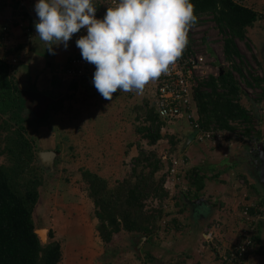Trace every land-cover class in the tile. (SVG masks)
<instances>
[{"label":"trees","instance_id":"16d2710c","mask_svg":"<svg viewBox=\"0 0 264 264\" xmlns=\"http://www.w3.org/2000/svg\"><path fill=\"white\" fill-rule=\"evenodd\" d=\"M190 2L194 5V14L199 17L196 24H199L204 16H212L218 29L225 32L223 50L229 63V68L220 67L218 76L211 75L206 80H199L194 87L200 129H214L217 131L215 136L225 133L223 136L225 138L221 137L215 146H219L223 139L239 140L247 146H252L250 143L254 139L257 141L256 144L263 143L262 128L259 131L255 130V114H251L249 105L243 102L246 91L234 74V71H237L249 86L261 87V98L264 97V76L253 75L252 80H248L244 73L243 54L237 41L246 39L250 28L258 24L261 18L259 12L253 6L239 4L233 0ZM15 4L18 5V9L14 15H19L22 19L30 17L25 3L24 7H21L20 2ZM19 21L16 16L14 26ZM191 28L192 26H189V43L182 57L191 51L193 45ZM4 34L0 26V39ZM37 95L40 97L35 90L23 94L13 74L12 65L0 57V157H5L0 163V264H60L63 257L60 239L51 231V239L49 237L47 244H43L36 232L37 224L34 220L41 197L40 187L44 184V176L41 173L43 167L37 162L39 150L37 139L28 136L31 121L28 117L22 116L21 112L25 110L26 101L34 109L38 106L39 99H35ZM26 96H30V100L26 99ZM146 98L144 105L136 106L137 119L144 116L147 122L138 130L144 133L149 143L155 144L165 137L163 128L170 125L159 117L151 97ZM53 107L57 109L58 105ZM263 116L259 115L260 121H263ZM190 128L193 135L191 138L198 140L199 130L192 128L191 125ZM253 131L255 138H250ZM240 134L243 136L237 138ZM169 138L174 146L173 152L182 154L179 147L181 135L175 133ZM135 160L131 173L116 180L114 184L91 170L85 169L82 172L86 192L95 205L94 215L98 220L96 228L105 244L110 243L114 234L122 230L154 233L160 229L163 218L167 215L165 205L170 198L168 197L170 191L165 185L162 159L155 153L141 149ZM160 171L162 175L157 176ZM243 172L241 177L248 182V176ZM259 194L258 199L256 198L259 202H253L256 206L248 205L251 216L258 214L264 216V209H260L264 206V197L261 192ZM155 199L160 200L158 206L153 204ZM256 222L252 247L258 240L260 241L257 235L260 220Z\"/></svg>","mask_w":264,"mask_h":264},{"label":"rangeland","instance_id":"374dc122","mask_svg":"<svg viewBox=\"0 0 264 264\" xmlns=\"http://www.w3.org/2000/svg\"><path fill=\"white\" fill-rule=\"evenodd\" d=\"M245 3L249 5L254 4L252 0H247ZM3 24L4 22L1 26ZM13 27L5 35L6 39H10ZM263 27L264 21L261 24H257L254 28H250L249 35L246 39L237 40L243 50L242 60L244 62V73L248 80H252L251 77L253 75L264 76L261 49L264 45ZM218 30L217 24L214 22L212 16L202 19L199 24L192 26L190 30L193 44L200 42V46L210 52V59L214 62L210 67V72L214 76H218L220 67L229 68V63L225 58L223 50L224 41L220 39L221 34L225 36V32L221 30L219 32ZM5 45L9 46V48L11 46L8 42ZM197 48L200 50L199 45H197ZM234 74L239 79L243 90L246 91L243 102L249 105L251 114H255L256 120L254 128L259 131L264 124L259 118L260 114H264V97L261 98L262 88L259 86H249L245 78L239 75L237 71H234ZM84 87L79 88L74 93L62 87L63 95H57L55 101H53V97L50 98V95L48 97L46 95H40L38 97L37 95L35 99H39L38 106L34 109L26 101L25 110L21 112L22 116L28 117V120L31 121L27 132L28 136L37 139L38 151L49 149L60 150L55 160V169L53 171L41 168V173L44 176V184L40 187L41 197L36 208L34 220L37 224V229L44 233L43 236L47 230L48 240L51 231L54 232L53 234L56 238L61 240L65 255L62 257L60 264H115V260L123 262L124 264L130 261L131 255L139 257L143 264L144 259L147 262L146 252H141L142 245H139L137 241L144 234L143 232H128L122 230L115 233L112 241L107 244L100 239L96 228L98 220H96L94 215L95 205L86 192L82 172L85 169L91 170L107 178L111 184H114L116 180L129 175L135 166L136 157L122 155L116 161L108 155H102L100 151H103L104 148L102 149L100 140L103 138H97L96 136L106 128L111 130L114 128L113 131L118 134L121 142L118 147L114 148L116 151L120 148L122 150L125 147L128 148L129 144L133 142L139 145L135 148L136 152L138 150L137 154H139L141 149H144L148 153L157 154L158 158L160 157L161 159L166 152H169V156L178 157L177 152H173L174 146L170 143L169 137L171 134L179 133L182 138H187L188 128L185 123L179 120L176 124L164 127L163 132L165 137L157 143L151 144L145 138L144 133L138 130L139 127L147 124L144 116H140L137 119L138 110L136 106L145 104L144 99L146 97H143V93L137 95L135 90L127 93L117 90L113 94L112 100H105L95 91V87L91 89L86 86ZM25 98L30 100L31 97L26 96ZM64 101L67 102H65V105H63ZM59 102L62 103L59 104ZM53 104L60 105V107L54 109L52 108ZM131 113L132 116L129 115ZM104 118L106 120L103 121ZM100 124H103L104 128ZM108 139L111 140L112 138ZM181 140L179 147H182ZM222 141L227 140L223 139ZM209 143L212 144V142ZM89 151H93V153H89ZM246 152L249 151L246 150ZM251 155L252 153L249 152V156ZM4 158V156L0 157V163L5 160ZM239 160L242 161V159ZM167 161L162 159V163L164 164L163 172L168 168L169 163ZM37 162L40 165L38 160ZM117 162H121V164ZM249 168V165L244 163V170L248 171L251 169ZM253 169L256 171V165ZM161 175L162 171L158 172L157 176ZM164 178L166 188L169 181L174 185L173 189H168L171 191L168 197H171L176 192L175 198L178 201L184 198L188 200L187 196H183L185 195L183 193L185 189L179 191L180 186L184 188V180L181 182L168 180L167 174H164ZM238 182L242 185L247 183L245 179H239ZM258 185H261V190H259L264 197V186L260 182H258ZM202 198L201 202L203 200L208 202L211 197L203 196ZM159 201L155 199L153 202L154 206H158ZM201 209H198V206H194L193 215L198 214V210ZM242 214L240 213L239 217ZM239 217H237V222L240 223L241 229L245 228L246 223L243 224V221L241 222ZM167 223L168 221L165 223L162 222L161 226L165 224L169 226ZM67 228H73L75 231L73 230L71 234H68L66 233ZM90 232H93L92 234L98 238L91 236ZM202 240L204 241V238ZM203 245V247L208 246L205 241ZM102 248L105 252L103 255ZM224 253L225 251L222 250V257ZM146 262L144 264L148 263Z\"/></svg>","mask_w":264,"mask_h":264},{"label":"crops","instance_id":"0c3cea01","mask_svg":"<svg viewBox=\"0 0 264 264\" xmlns=\"http://www.w3.org/2000/svg\"><path fill=\"white\" fill-rule=\"evenodd\" d=\"M245 1L247 2V0ZM36 2L37 0H25L24 3L29 9L30 17L22 19L19 15H16L17 18L22 19V24L18 23L13 27L10 39L3 38L4 35L0 39V45H2L0 46V57L6 59L7 62H12L13 74L17 80L19 79L18 82L23 94H26L27 91L35 90L39 95H46L47 97L50 95V98L53 97V101H55L57 95H63L62 87L66 90H71L72 93L84 86L89 87V89L94 88L92 82L73 80L64 71L67 61L80 52V49L76 47V40L81 36L87 35V28L85 27L75 33L66 48L63 44L54 45L53 51L49 52L44 42L40 41L36 36L35 22L31 16L35 12L34 5ZM252 3L254 4L250 6L257 9L261 16L258 20V24H261L264 21V0H252ZM17 6L13 0H0V26L6 21L8 16L17 12ZM7 42L10 43V48L5 45ZM239 48L242 52L240 45ZM261 49L264 66V45ZM118 91L120 90L118 89ZM143 94V97H151L153 101L154 91L152 83L149 82L145 85ZM65 102L63 105H65ZM129 115L132 116V113ZM179 120L185 123L188 128L187 138H182L181 140L182 154H177L187 158L188 164L183 169L184 188L180 186L179 191L187 189L186 191L183 190L185 194L183 196H187L188 200L184 198L178 201L174 197L176 192L172 194L166 202L167 215L162 221L163 223L168 221L167 224L169 226H166V224L162 225L156 232L145 233L146 236L143 239L141 237L138 238L139 240L137 241L139 245H142L141 252H146L148 263L145 259L144 262L147 264H223L222 250H228L239 240L241 226L237 222V217H239L240 213H243L239 218L241 222L243 221V224L246 223L244 209L247 205L256 202L258 199L257 195L261 192V185H258L256 176L251 174L252 171L257 174L258 168L256 166V171L253 169L255 164L250 162L246 152V150L249 151L250 145L247 146L239 140L223 141L219 146L209 143V140L199 142L196 138H191L193 136L191 135L192 129L186 119L181 118L166 122L168 125H173ZM100 126L104 128L103 124H100ZM113 130L106 128L96 136L97 138H103L100 140L102 149L104 148L103 151H100L102 155H108L116 161L122 155L135 158L138 155V150L136 152L135 148L139 145L131 142L128 148L125 147L124 150L120 148L116 151L114 148L118 147L121 141L118 138V134ZM262 131L264 144V124L262 125ZM89 153H93V151H89ZM166 153L168 154L169 152ZM251 157L253 156L251 155ZM108 159L110 158L108 157ZM239 159H242V161ZM117 163L121 164V162ZM244 163L252 168H249V173L244 170ZM243 170L246 171L248 182L241 177ZM166 172L167 169L164 173L166 174ZM238 178L245 179L247 183L244 185L240 184ZM245 185L249 186L246 187ZM173 187L174 185L169 181L167 189L170 188L169 190H171ZM203 196L211 198L210 200L207 199L208 202L203 200V202L200 201L201 203L196 204ZM173 200L174 202H172ZM194 206H198V209L202 208L195 215H193ZM263 207L260 209H263ZM261 218H264V216H261L257 222ZM73 230L75 231L73 228H67L66 233L71 234ZM92 233L90 232L91 236L97 237ZM257 235L260 241L258 240L252 247L244 264H264V228L262 221H260ZM202 237L205 243L208 244L207 247H203L204 241ZM102 250L103 255L105 252L103 248ZM64 255L63 251V257ZM115 262V264H123V262L117 260ZM136 262L142 264L139 257L131 255L130 261L124 264H137Z\"/></svg>","mask_w":264,"mask_h":264},{"label":"clouds","instance_id":"9594fccd","mask_svg":"<svg viewBox=\"0 0 264 264\" xmlns=\"http://www.w3.org/2000/svg\"><path fill=\"white\" fill-rule=\"evenodd\" d=\"M34 11L36 36L49 52L54 45L66 48L75 33L87 28L76 47L95 66L92 83L105 100L118 89L142 94L181 57L189 26L199 18L190 0H119L103 19L96 18L93 0H37Z\"/></svg>","mask_w":264,"mask_h":264},{"label":"built area","instance_id":"2783aa9c","mask_svg":"<svg viewBox=\"0 0 264 264\" xmlns=\"http://www.w3.org/2000/svg\"><path fill=\"white\" fill-rule=\"evenodd\" d=\"M14 1L20 2L21 7L25 2V0ZM233 1L239 4H245V0ZM93 2L96 7V18L103 19L108 7L116 6L119 0H93ZM207 17L208 16H204L202 19ZM15 19L16 15L14 14L6 18L2 26L5 32L3 38L8 34L11 27L14 26ZM19 23L22 24L21 21H19ZM224 38L225 36L221 34L220 39L224 41ZM199 43L200 42L193 44L191 51L185 57L181 56L174 63L170 64L166 73L162 74L158 79L150 81V83L153 84L154 91L152 104L156 107L159 117L163 120L172 122L184 118L189 122L192 128L199 130L198 140H209L215 145L225 133L222 132L219 133L218 136H215L217 131L214 129H200L195 107L194 87L197 81L206 80L212 75L210 67L214 63L213 60L210 59V52L202 48ZM197 45H199L200 50H198ZM64 69L68 77L82 82H92V77L96 70L94 65L83 60L80 52L67 61ZM255 120L256 118L254 119V124ZM254 134L255 132L253 131L250 138H255ZM241 135L242 134L237 135V138ZM256 142L257 141L254 139L252 142L253 146L257 145ZM162 159L170 160L171 163L167 166L166 174L168 180H177V182H181L184 175L183 169L188 164L186 158L183 156L172 157L165 153ZM252 205L256 206L254 203ZM249 210L250 208L247 205L244 209L246 227L241 229L239 240L225 251L222 257L224 264H244L248 258V252L254 242L253 234L256 228L255 222L262 216L261 214L251 216Z\"/></svg>","mask_w":264,"mask_h":264},{"label":"water","instance_id":"95a60500","mask_svg":"<svg viewBox=\"0 0 264 264\" xmlns=\"http://www.w3.org/2000/svg\"><path fill=\"white\" fill-rule=\"evenodd\" d=\"M31 16L35 22V20H37L35 12H33L31 14ZM248 149H249V152H251L252 156H253V157L249 156V152H247L250 162H253L258 168L257 174L253 171L251 172V174L256 176L258 182L262 183L264 186V144L261 142L260 144H258V146H256V147L251 146ZM59 153L60 152L58 150H40V151H38V153H37L38 154V161L40 162L41 167L46 168V169H50L51 171H53L55 169V160H56ZM202 199L203 198L199 199L196 202V204L201 203L200 201ZM261 221H262V225L264 228V218H261ZM36 232L39 235L41 242L43 244H47V242H48L47 230H46V234L44 236L39 231V229H36ZM145 236H146L145 233L142 234L141 239H143Z\"/></svg>","mask_w":264,"mask_h":264},{"label":"bare ground","instance_id":"6f19581e","mask_svg":"<svg viewBox=\"0 0 264 264\" xmlns=\"http://www.w3.org/2000/svg\"><path fill=\"white\" fill-rule=\"evenodd\" d=\"M40 231V230H39ZM42 233V232H41ZM44 233H42V235H43Z\"/></svg>","mask_w":264,"mask_h":264},{"label":"flooded vegetation","instance_id":"af4514ba","mask_svg":"<svg viewBox=\"0 0 264 264\" xmlns=\"http://www.w3.org/2000/svg\"><path fill=\"white\" fill-rule=\"evenodd\" d=\"M49 150H51V149H49Z\"/></svg>","mask_w":264,"mask_h":264}]
</instances>
